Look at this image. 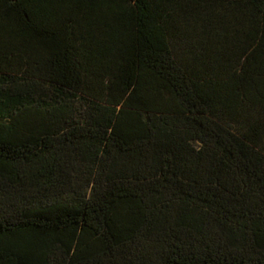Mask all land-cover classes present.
I'll use <instances>...</instances> for the list:
<instances>
[{
  "label": "trees",
  "instance_id": "trees-1",
  "mask_svg": "<svg viewBox=\"0 0 264 264\" xmlns=\"http://www.w3.org/2000/svg\"><path fill=\"white\" fill-rule=\"evenodd\" d=\"M0 264H264V0H0Z\"/></svg>",
  "mask_w": 264,
  "mask_h": 264
}]
</instances>
